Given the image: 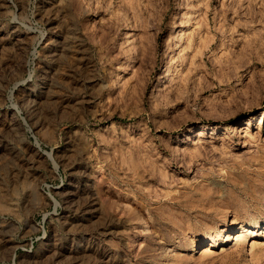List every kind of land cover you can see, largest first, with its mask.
I'll return each mask as SVG.
<instances>
[{"label": "rangeland", "instance_id": "rangeland-1", "mask_svg": "<svg viewBox=\"0 0 264 264\" xmlns=\"http://www.w3.org/2000/svg\"><path fill=\"white\" fill-rule=\"evenodd\" d=\"M263 116L264 0H0V264H264Z\"/></svg>", "mask_w": 264, "mask_h": 264}, {"label": "bare ground", "instance_id": "bare-ground-1", "mask_svg": "<svg viewBox=\"0 0 264 264\" xmlns=\"http://www.w3.org/2000/svg\"><path fill=\"white\" fill-rule=\"evenodd\" d=\"M77 45L79 46V45H81V43L78 42ZM80 58H82V57H80ZM263 119H264V116H263ZM234 221H237V220H234ZM259 225H260L259 221H255L252 223L244 221V222H242V225L237 232H235L234 234H230V238L231 237L234 238L236 243H242L245 241V239L247 238L249 233L254 234L256 227ZM222 230H224V229H221V231ZM220 242H221L220 235L216 239H211L207 244H205L203 246V249H204L203 252H206V253L212 252L214 250V248L220 244Z\"/></svg>", "mask_w": 264, "mask_h": 264}]
</instances>
